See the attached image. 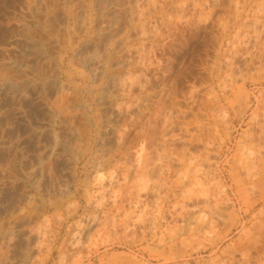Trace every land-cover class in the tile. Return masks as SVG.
Segmentation results:
<instances>
[{
    "label": "rangeland",
    "instance_id": "1",
    "mask_svg": "<svg viewBox=\"0 0 264 264\" xmlns=\"http://www.w3.org/2000/svg\"><path fill=\"white\" fill-rule=\"evenodd\" d=\"M61 1L0 49V264H264V0Z\"/></svg>",
    "mask_w": 264,
    "mask_h": 264
},
{
    "label": "crops",
    "instance_id": "2",
    "mask_svg": "<svg viewBox=\"0 0 264 264\" xmlns=\"http://www.w3.org/2000/svg\"><path fill=\"white\" fill-rule=\"evenodd\" d=\"M65 5L61 0H0V49L4 34H52V7L61 10Z\"/></svg>",
    "mask_w": 264,
    "mask_h": 264
}]
</instances>
